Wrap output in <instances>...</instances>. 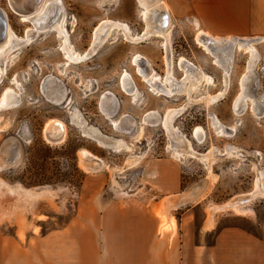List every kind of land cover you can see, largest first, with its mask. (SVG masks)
Listing matches in <instances>:
<instances>
[{
	"label": "rangeland",
	"instance_id": "374dc122",
	"mask_svg": "<svg viewBox=\"0 0 264 264\" xmlns=\"http://www.w3.org/2000/svg\"><path fill=\"white\" fill-rule=\"evenodd\" d=\"M161 1L169 5L171 14L168 42L173 75H183L176 66L180 57L192 61L206 75L207 80L204 78L192 93L195 101L190 102L185 94H158L138 75L131 60L135 52L147 56L159 76L165 74L160 37L132 43L110 32L104 41L90 48L93 31L102 19L126 22L132 35L143 33L145 21L136 0H61L69 40L78 52H87L78 62L65 64L59 47L62 39L55 32L41 31L30 33L29 41L19 44L4 59L0 98L8 87L18 92V99L12 106L0 104V177L22 190H47L53 194L51 198L26 200L23 211L17 212L21 239L32 229L44 233L64 225L75 212L77 194L86 176L97 183L102 180L101 188L106 191L126 190L138 184L135 175L145 166L146 172L179 173L182 185L196 189V200L205 204L208 217H220L222 226L236 225L250 235H264V97L259 115L248 101L241 113L233 109L250 53L233 48L225 86L223 69L195 39L201 28L195 24L191 0ZM0 8L15 34L24 36L30 23L21 21L7 0H0ZM257 39V54L252 57L256 72L252 71L250 82H243L249 95L264 93V40ZM124 70L132 74L137 85L135 96L121 88ZM47 74L59 78L66 87L64 101L55 103L41 93V80ZM221 90L226 92L210 103L200 99ZM104 91L113 92L117 99L111 117L99 109ZM170 113L171 121L164 124L162 121ZM122 114L134 121L128 132L110 123L109 118ZM53 118L63 121L66 130L56 143L44 137V128ZM82 126L113 143L101 144L81 131ZM196 126L204 129L201 141L192 136ZM176 134L185 136L196 151L190 155L173 152L170 142L175 146ZM13 150H17L16 158L8 160ZM208 151L212 157L204 158L201 153ZM235 201L241 202L230 207ZM1 229L13 234L14 225L3 224Z\"/></svg>",
	"mask_w": 264,
	"mask_h": 264
},
{
	"label": "crops",
	"instance_id": "0c3cea01",
	"mask_svg": "<svg viewBox=\"0 0 264 264\" xmlns=\"http://www.w3.org/2000/svg\"><path fill=\"white\" fill-rule=\"evenodd\" d=\"M190 3L196 26L213 37H264V0ZM146 167L126 190L106 191L102 180L86 176L68 221L44 233L32 229L24 239L17 212L28 200L53 194L0 177V264H264V235L222 226L179 173ZM8 223L13 234L1 229Z\"/></svg>",
	"mask_w": 264,
	"mask_h": 264
},
{
	"label": "bare ground",
	"instance_id": "6f19581e",
	"mask_svg": "<svg viewBox=\"0 0 264 264\" xmlns=\"http://www.w3.org/2000/svg\"><path fill=\"white\" fill-rule=\"evenodd\" d=\"M7 3L10 9L14 11L16 14H18L21 21L29 22L30 25L25 27L24 36H18L11 29L9 23L7 24L5 22L6 23L5 24V35L3 39L0 41V78L3 75L5 68H6L5 67L6 65L4 66L3 62H4V59L5 60L7 59L6 58L7 55L13 52L14 50H16L19 44L29 41L30 33L34 34L37 31L38 32L39 31L55 32L57 36H59L62 39V43H60L59 47L62 53L64 54V56L66 57L67 61L80 60L81 58L85 56L86 53H79L76 50H73V47H71L70 43L67 41L66 31L63 25L64 8L62 6L61 0H7ZM137 4L140 8V16H142L143 21H145V29H143L144 31L141 35L131 36L127 24L124 25V23L118 20L105 19V20L100 21V23L95 27L93 31L94 43L98 41L100 36H101L100 37L101 40L103 38L106 39V37L110 34V32L112 34L114 30L121 31L124 37L132 43L137 42V40L147 39L148 37H151V36L160 37L162 39L161 45L164 48V58H165V64H166L165 74L162 76H159L153 70L151 66V62L149 61L147 56L145 55L140 56L139 53H135L133 55V61L137 64V72L141 75L142 80H144L147 83L149 89L155 91L158 94H163V95L166 94V96H170V95L179 93V94H185L187 99L190 100V102L197 100V98L192 96V93L195 91L196 89L195 87L206 76L205 73L202 71V69L195 67L194 64L191 63V61L186 59L185 57H180L178 61V68L181 71H183V75L180 78H176L173 75L172 60H171L172 55L170 54V48H169L170 46L168 42L169 41L168 29H169V23H170V18H171V14L169 11L170 9L169 5L166 2H162L161 0H137ZM5 21H6V18H5ZM195 39L197 43L199 44V46H201L202 49L212 57L213 62L217 66H219V68L223 69V75H224L223 83L225 86L227 85V82H228L227 81V78H228L227 73L229 70L228 64H229L231 55L233 53V48L234 49L235 48L244 49V50L246 49L247 51H249L251 60L248 61V65L245 69V72L243 73L241 77V91L239 92V94L237 95V97L235 98L233 102L235 106V108L233 109L236 114H239L242 112L245 104H248L249 102L251 104L250 107H252L253 112L256 115H259L262 110L261 108H263L264 101L262 103L261 101L263 100L264 93L261 94L259 92L258 93L255 92L249 95V92L245 91V87L243 84L245 80L247 82L248 81L250 82L252 80L253 72L254 71L256 72L255 67H254L255 64H254V61L252 60V57H254L255 54H257L255 51L254 45H255V41L259 39L255 37H252V38L251 37H232V36L225 37V38L223 37L220 38L217 36L213 37L209 33L203 30L202 31L199 30L197 32ZM261 39L264 40V37H261ZM131 78H132L131 75H129L126 71H124L121 76V86L125 92L135 96V91H134L135 83L133 79L131 80ZM133 83H134V86H133ZM255 84L257 85L256 81H255ZM250 86L252 85L250 84ZM40 90H41V93H43L47 98H49L55 103L61 102V100L65 97V87L62 85L61 82L59 84L58 82H56V85L53 83H50L49 81L43 82L41 83ZM224 90H221L217 94H214V95L203 96L200 99H202L204 102L210 103L214 101L217 96H222L226 92V91L224 92ZM16 93L18 94V92ZM16 93H14V89L12 88L7 87L6 89H4L2 92V96L0 98V104L4 107H8L10 105L12 106L13 104H15V102L18 99ZM116 106H117V100L114 98L113 92L104 91L100 95L99 108H100V111L106 117H111L110 112L114 111ZM111 108L113 109L112 111H111ZM170 114L168 118H165L162 121L164 124L169 123V121H171L173 114L172 113ZM109 119H110V123L114 126L115 129L121 128L120 130L126 131V132H128L134 125L133 119L130 118L128 115H124V114L118 116L117 118H114V119L109 118ZM76 121L78 122V120ZM79 122L81 124V121ZM82 127L83 128L81 131L83 132L85 131L86 133L91 134L92 137H94V139L100 142L101 144L107 143L108 145V144L113 143L111 141H107L106 139H104V137H101L100 135L94 134L92 132L94 134L93 135L89 130H87L85 126H82ZM44 130H45L44 137L46 141L50 143H56L60 141V139H62L64 135V132L66 131L63 121L57 118L55 119L53 118L51 121H49L47 125L45 126ZM203 131L204 129L201 126H196L193 130L192 136L196 138L197 141H201L202 136H203L202 134ZM174 137L177 138V139L174 138L175 141L173 139L174 141L173 143L175 144V146H173L172 142H170L171 148L174 149L173 152L190 155L196 151V150L193 151V148L189 145V141L185 136L180 135L177 137V134H176ZM115 145H116V142H115ZM16 151L15 150L12 151V154L8 158V160L10 158L11 159L16 158L15 157L17 155ZM85 154L86 153L83 151L82 155H85ZM201 154L204 156V158H208L210 156L212 157V153L210 151H208L207 153H201ZM87 162H85L84 165H88ZM240 202L241 201H235L233 202V204L231 203L232 205L230 204V207L232 206L234 207L235 203H240Z\"/></svg>",
	"mask_w": 264,
	"mask_h": 264
},
{
	"label": "flooded vegetation",
	"instance_id": "af4514ba",
	"mask_svg": "<svg viewBox=\"0 0 264 264\" xmlns=\"http://www.w3.org/2000/svg\"><path fill=\"white\" fill-rule=\"evenodd\" d=\"M137 1V0H136ZM8 4V3H7ZM10 8V7H9ZM14 12V11H13ZM102 20H105V19H102ZM101 20V21H102ZM6 23L8 24V22H7V17H6ZM100 23V22H99ZM122 23H124V25H126L127 23L126 22H122ZM63 25H64V28H65V31H66V37H67V41L70 43V46L71 47H73V45L71 44V42H70V40H69V36H68V31H67V29H66V27H65V25H66V18L64 17V21H63ZM128 25V24H127ZM128 28H129V25H128ZM129 31H130V28H129ZM41 32H46V31H41ZM114 32H117L118 34H120V35H122L123 36V38H125L124 37V35H123V33L121 32V31H115L114 30ZM114 32H112V33H114ZM130 35L132 36V34H131V32H130ZM101 37V36H100ZM100 37H99V39H98V41L97 42H95L94 43V40L92 39V43H91V45H90V48H94V47H96L97 46V44H99V43H101L102 41H104V39L105 38H103L102 40L100 39ZM93 38H94V34H93ZM126 39V38H125ZM127 40V39H126ZM73 50H76V49H74V47H73ZM60 51H61V49H60ZM77 51V50H76ZM78 52V51H77ZM61 53H62V51H61ZM79 53H81V52H79ZM83 53H87V52H83ZM135 53H138V52H135ZM135 53H133L132 54V57H131V60H132V64L135 66V69H136V71H137V64L133 61V55L135 54ZM63 54V53H62ZM140 54V56L141 55H143V54H141V53H139ZM63 57L65 58V64H68L69 62H73V63H75V62H78L79 60H71V61H67V59H66V57L64 56V54H63ZM191 63H193L192 61H191ZM194 64V63H193ZM172 65H173V62H172ZM176 66L178 67V63L176 64ZM194 66L195 67H198V66H196L195 64H194ZM198 68H200V67H198ZM179 69V68H178ZM124 71H126V70H124ZM123 71V72H124ZM127 72V71H126ZM129 75H131V80L133 79V76H132V74L131 73H129V72H127ZM138 73V72H137ZM138 75L141 77V75L138 73ZM121 76H122V73H121ZM121 76H120V85H121ZM2 77V76H1ZM182 77V76H181ZM134 80V79H133ZM46 81H49L50 83H53V84H55L56 85V82H58V84L61 82V80L59 79V78H57L56 76H54V75H52V74H47L42 80H41V83H43V82H46ZM62 83V82H61ZM134 83H135V81H134ZM134 83H133V86H134ZM62 85L64 86V84L62 83ZM40 86H41V84H40ZM65 87V86H64ZM121 88H122V86H121ZM135 89H134V91H135V93H136V89H137V85H136V83H135V87H134ZM122 90L124 91V89L122 88ZM133 91V92H134ZM66 92H67V90H66V87H65V97L61 100V101H64L65 99H66ZM124 93H127V92H125L124 91ZM128 94V93H127ZM113 96H115L114 94H113ZM115 98V97H114ZM116 99V98H115ZM117 100V99H116ZM99 105H100V98H99ZM100 109V108H99ZM113 109L111 108V111H112Z\"/></svg>",
	"mask_w": 264,
	"mask_h": 264
},
{
	"label": "water",
	"instance_id": "95a60500",
	"mask_svg": "<svg viewBox=\"0 0 264 264\" xmlns=\"http://www.w3.org/2000/svg\"><path fill=\"white\" fill-rule=\"evenodd\" d=\"M6 13L5 11L0 8V41L3 39L4 35H5V18H6Z\"/></svg>",
	"mask_w": 264,
	"mask_h": 264
}]
</instances>
